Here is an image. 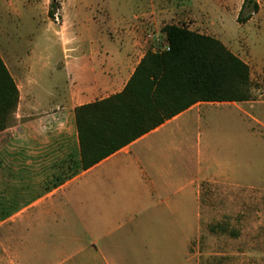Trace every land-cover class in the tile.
Segmentation results:
<instances>
[{"label":"crops","instance_id":"crops-1","mask_svg":"<svg viewBox=\"0 0 264 264\" xmlns=\"http://www.w3.org/2000/svg\"><path fill=\"white\" fill-rule=\"evenodd\" d=\"M193 9L206 26L185 27L223 43L208 9ZM153 29L150 9L98 27L53 64L1 57L19 101L0 132V264H190L202 185L234 177L214 142L216 106L226 103H197L93 167L81 164L75 109L123 90L152 51Z\"/></svg>","mask_w":264,"mask_h":264},{"label":"rangeland","instance_id":"rangeland-1","mask_svg":"<svg viewBox=\"0 0 264 264\" xmlns=\"http://www.w3.org/2000/svg\"><path fill=\"white\" fill-rule=\"evenodd\" d=\"M52 3L54 18L48 16ZM240 3L0 0V56L24 60L44 55L48 65L58 62L68 47L86 46L98 27L112 20L129 23L150 9L154 29L148 50L163 51L164 26H206L193 7L208 9L209 23L221 32L222 44L249 67L252 100L216 106L217 155L231 162L234 177L202 185V230L190 246V264H264V0H259L263 12L244 25L236 22Z\"/></svg>","mask_w":264,"mask_h":264},{"label":"trees","instance_id":"trees-1","mask_svg":"<svg viewBox=\"0 0 264 264\" xmlns=\"http://www.w3.org/2000/svg\"><path fill=\"white\" fill-rule=\"evenodd\" d=\"M243 0L236 22L258 13ZM48 16L54 18L53 9ZM168 51H147L123 90L74 111L81 164L87 170L191 106L252 100L249 67L220 41L185 26L162 29ZM17 86L0 56V132L14 124Z\"/></svg>","mask_w":264,"mask_h":264},{"label":"built area","instance_id":"built-area-1","mask_svg":"<svg viewBox=\"0 0 264 264\" xmlns=\"http://www.w3.org/2000/svg\"><path fill=\"white\" fill-rule=\"evenodd\" d=\"M164 51H168V47H166V48L164 49Z\"/></svg>","mask_w":264,"mask_h":264},{"label":"water","instance_id":"water-1","mask_svg":"<svg viewBox=\"0 0 264 264\" xmlns=\"http://www.w3.org/2000/svg\"><path fill=\"white\" fill-rule=\"evenodd\" d=\"M56 0H53V2H55Z\"/></svg>","mask_w":264,"mask_h":264}]
</instances>
